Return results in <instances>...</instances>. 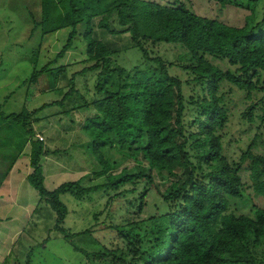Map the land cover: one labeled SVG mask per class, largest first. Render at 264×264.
Masks as SVG:
<instances>
[{
  "label": "trees",
  "instance_id": "16d2710c",
  "mask_svg": "<svg viewBox=\"0 0 264 264\" xmlns=\"http://www.w3.org/2000/svg\"><path fill=\"white\" fill-rule=\"evenodd\" d=\"M221 2L233 4L232 0ZM40 9V20L32 18L30 36L40 27L44 36L64 29L69 33L54 60L40 69L35 66L24 83H36L45 76L49 89L55 91L65 67L52 65L81 37L84 61L93 64L78 74L99 70L94 86L97 99L89 102L85 95L77 94L72 76L68 81L71 89L60 101L37 110L23 109L19 114L0 112V122L12 130L6 137L0 130V165L11 166L28 145L31 173L27 183L61 221L66 209L59 202L60 195L84 197L105 190L118 198L124 193L136 194L143 185L137 199L129 203L135 211L118 228L124 249L102 247V256L111 257L110 264H259L246 243L252 238L256 245L264 239V156L253 153L254 144L242 153L241 160H249L246 182L240 178L241 164L229 163L223 156L221 131L228 117L220 88L226 82L248 95L257 90L256 78L264 76V17L256 25L237 28L200 17L181 3L161 5L143 0H40ZM96 28L117 41L127 35L128 47L122 50L138 51L149 65L133 71L111 66V57L121 49L98 39ZM158 44L181 49L179 67L186 80L169 73L171 64L151 56L149 48ZM209 59L225 62L234 71H223ZM73 96L80 104L72 110L94 112L81 128L89 138L86 152L100 166L92 175L104 182L84 187L80 179L49 192L44 186L43 162L59 151L46 149L31 123L40 111L63 106ZM253 109L244 115L248 121ZM260 121L264 123V108ZM112 149L134 166L111 174L118 161L104 157L103 152ZM125 186L131 189L120 191ZM150 190L167 211L139 221ZM137 227L143 231L132 235ZM132 238L134 241L129 240ZM30 254L25 264H29Z\"/></svg>",
  "mask_w": 264,
  "mask_h": 264
},
{
  "label": "rangeland",
  "instance_id": "374dc122",
  "mask_svg": "<svg viewBox=\"0 0 264 264\" xmlns=\"http://www.w3.org/2000/svg\"><path fill=\"white\" fill-rule=\"evenodd\" d=\"M143 1L161 5L181 3L200 17L237 28L246 24L256 25L264 17V0H232V5H223L221 0ZM40 12V0H0V112L5 116L19 114L23 109L37 110L44 104L60 101L71 89L68 81L72 76L75 77L74 89L77 94L85 95L89 102L97 99L94 86L99 70L91 75L78 74L93 64L84 61L85 45L81 37H76L74 48L52 65L54 68L65 67V76L60 78L55 91L49 89V80L45 76L39 78L36 83H24L35 66L40 69L54 60L69 33L68 29H64L44 36L40 27L30 36L33 28L32 18L39 21ZM96 30L98 39L111 41L121 49L111 57V66L117 65L127 71H133V68L141 69L149 65L142 61L138 51L122 50L127 46V35L122 36V41H117L108 34H102L97 28ZM149 49L152 51L151 56L160 57L165 63L172 65L169 67L172 76L186 80V74L179 67L181 61L178 57L183 54L180 48L158 44ZM35 54L36 63L33 61ZM209 61L223 71H234V68L225 62L213 59ZM258 78L257 90L252 91L250 95L226 82L222 83L220 88L228 117L221 131L222 154L229 163L241 164L240 178L245 182L249 160H241L242 153L254 144L253 153L264 156V123L260 121L264 108V90H259L264 87V76L260 74L256 79ZM256 79L253 82H256ZM79 104V98L73 96L63 106L45 108L32 120V128L38 137L36 138H41L46 149L59 151L55 155H48L43 162L44 186L49 192L63 183L80 179L84 187L104 182L103 178L96 179L92 175L100 166L95 158L86 152L85 144L89 138L81 128L85 119L94 112L92 109L72 110ZM250 107L254 109L251 112L252 119L248 121L244 115ZM0 130L5 137L12 133L11 128L7 125L4 127L2 122ZM113 150L103 152L104 157L118 161L119 166L110 172L111 174L134 166L131 160ZM22 153L19 159H16L18 163L15 169L20 171L17 180L10 177L3 185L9 165L7 168L6 163L0 165V187L2 186L4 195L3 201L0 202V243L4 242L0 247V264H25L29 251V264H110L111 257L102 256V247L108 250L124 249L125 244L118 239V228L125 225L131 217L130 213L135 211L129 203L137 199L143 185L138 187L136 194L124 193L118 198L113 197L114 193L105 190L84 197L69 193L60 195L59 202L66 209L61 221L39 201L37 193L27 183L26 179L31 173L28 145ZM159 182L161 181L157 179L156 183ZM129 189L131 188L125 186L120 191ZM247 193L252 194V191L248 189ZM146 203L139 221L167 211L166 205L152 190L146 197ZM137 205L138 202L135 207ZM84 231L89 232L78 235ZM141 231L143 229L137 227L132 235ZM11 240L14 241L12 246ZM129 240L134 241L133 238ZM246 244L259 264H264V239L254 245L250 238Z\"/></svg>",
  "mask_w": 264,
  "mask_h": 264
},
{
  "label": "crops",
  "instance_id": "0c3cea01",
  "mask_svg": "<svg viewBox=\"0 0 264 264\" xmlns=\"http://www.w3.org/2000/svg\"><path fill=\"white\" fill-rule=\"evenodd\" d=\"M23 152V151H22ZM23 153H21L20 155H22ZM19 155V156H20ZM19 156L18 157H16L14 160H13V162H12V165L11 166H8V168H7V166H6V168H7V172L5 173V175H4V180H3V182H2V184L4 185L5 184V182L7 181V180H9L10 179V177L12 178V179H14V180H17L18 179V176H19V174H20V171H19V169H15V166L17 165L16 163H18V159H19ZM17 159V160H16ZM20 162V161H19ZM29 164V163H28ZM27 181V180H26ZM2 186L0 187V202H2L3 201V198H4V195H3V193H2ZM6 235V234H5ZM13 240H11L10 241V243H11V246L13 245ZM4 245V242H1L0 243V247H2Z\"/></svg>",
  "mask_w": 264,
  "mask_h": 264
},
{
  "label": "built area",
  "instance_id": "2783aa9c",
  "mask_svg": "<svg viewBox=\"0 0 264 264\" xmlns=\"http://www.w3.org/2000/svg\"><path fill=\"white\" fill-rule=\"evenodd\" d=\"M38 138V137H37ZM39 140L41 141V138L39 137Z\"/></svg>",
  "mask_w": 264,
  "mask_h": 264
}]
</instances>
